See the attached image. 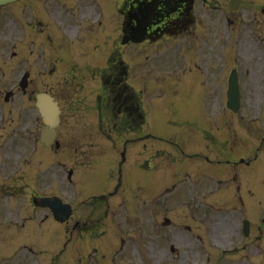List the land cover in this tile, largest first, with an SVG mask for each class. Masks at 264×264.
I'll return each mask as SVG.
<instances>
[{
    "label": "rangeland",
    "instance_id": "374dc122",
    "mask_svg": "<svg viewBox=\"0 0 264 264\" xmlns=\"http://www.w3.org/2000/svg\"><path fill=\"white\" fill-rule=\"evenodd\" d=\"M113 1L114 4L117 1L122 2V0H20L0 13L6 19L4 27L0 30L4 31L0 35V114L2 111L7 113L4 107L7 92L5 90L11 88L15 90V96L9 103L12 118L8 114L7 128L0 131V220L10 221L23 229V223L31 218L29 216L32 209L29 203L31 193L27 185L31 189L34 187L35 193L38 192L39 195L60 193L63 190L67 195L68 190L72 192V200L77 198L74 204L77 216H80L83 222H87L86 227L90 228L80 239L73 234L71 242L73 258L75 255L89 254L91 255L87 257L89 264H250L248 257H254L253 249L257 248L255 243H252L253 237L249 238L250 243L247 246L244 248L241 246L230 256L222 253L224 258H220L221 256L217 254L244 243L245 239L241 236L243 214L237 208L231 209L228 206L234 201L233 194L230 197L223 186L216 188L215 177L220 176L215 173L216 176L211 178L210 175H213L211 169L214 170V167L205 168L206 165L212 167L213 164L203 162L199 157H191L189 160L182 154L190 152L198 142V134L193 133L195 129L187 126L207 123L206 118L210 109V114L216 113V120L226 122L231 120L230 131L237 132L239 129L237 137H241L243 131L247 134L245 140L236 138L239 141L234 149L239 143L246 141L251 145V142H258L261 136H264L262 123L257 124L260 126L258 130L255 125L251 126V129L243 130V126L247 125L249 128L247 123L250 119L264 117V0H196V15L192 13L196 22L191 18L189 30L184 32L178 30L177 32L180 31L181 34L167 33L161 40L152 39L151 45L145 47L150 48L144 50L148 53L145 56L147 103L151 105L152 111L148 122L153 133L165 134L164 136L168 138L170 144L168 152L182 155L177 156L182 159L180 168H174L172 166L174 162H169L168 168L165 160L159 163L161 169L167 170V178L161 180V187L156 188L157 182H154L152 189L139 188V183L135 184L136 181L144 183L145 180L142 177L137 179L134 177L115 191L113 187L117 183L119 153L108 142L105 143L106 146L82 144L81 147L79 133L77 135L79 129H74L79 126H74L75 123L69 120L68 114L65 117L66 121L64 120L65 137H62V145L56 153L54 152V157L50 155L46 157V154H43L44 159H38L39 166L34 172L33 168H29L17 176V171L22 169L18 170L20 164L14 161V155L23 154L26 157L27 154L33 153L36 147L34 144L38 143L37 141L29 143L26 137L21 144H17V141L21 140L13 141L15 126L9 127L10 120L11 124H18L16 122L18 119L30 128L33 126V119L27 117L34 109L33 104L28 102L27 97L26 103L22 104L21 93L18 92L23 69L31 68L33 59L38 70L35 68L32 76L43 79L39 86L40 90H43L49 89L51 84H58L60 79L63 80L65 75L60 69L67 61L70 63L63 67L66 72H75L76 68L80 67L73 60L88 62L89 45L93 38L94 41L98 40L99 46L104 44L103 48H100L105 50L104 60L110 50H113L115 57L120 54L127 60H130V56L136 58V50L140 46L135 47V44L126 46L116 42L121 33L122 18L117 14L113 15L108 9L107 4ZM86 5H91L89 16L87 14L83 16ZM38 7H45L49 26L46 28L42 25L43 28L34 31L36 39L39 37L34 51L32 49L35 46L27 44L24 47L25 53H21L23 40H27L25 35L34 30L30 28L28 22L31 15H34V8ZM226 13L232 17L231 26L225 18ZM205 16L207 26L201 20ZM114 19H118L119 22L115 21L111 29L109 24ZM100 22L104 23V28H100ZM52 30L54 42L51 45L46 44L45 47L42 41L46 39L48 31ZM204 30H208V33L203 32ZM103 31L102 42L99 37ZM76 34L78 40L70 41ZM14 46H17L18 56L11 58ZM78 46L84 49H81L82 56L80 50L71 52ZM51 49H54L53 53H50ZM43 51L44 53L46 51V55ZM54 54L63 59L62 63L55 64L49 60ZM14 55L16 54L12 56ZM236 65L241 72L242 110L240 114L231 118L229 112L221 115L218 113H221L226 105L228 78L232 67ZM134 70L131 71L130 80L136 78ZM1 74H4L6 83ZM37 83L36 81L35 85ZM32 85L35 88L34 83ZM68 93L75 94L71 91ZM28 105L31 107L27 108ZM22 106L30 112L24 118L23 115H19L24 111ZM215 109L216 112H213ZM215 123L212 122L210 125L214 126ZM22 126L18 124L20 130L24 129ZM214 134L215 156L217 153L235 151L232 146L223 147V140L219 138V134L215 132ZM69 137H74V140H69ZM94 141L100 143L98 137ZM127 144L125 153L131 154L127 163L131 169L139 170L137 165L144 159V154L142 156V152L139 151L142 145L134 144V140ZM174 144L182 146L175 151L176 147L172 146ZM40 148L44 150L43 146ZM77 148L79 150H76ZM123 148L124 144L121 143L120 154ZM153 152H158V148ZM73 153L74 156L70 157ZM262 156L264 157V146ZM258 167L261 168L260 162L249 167L251 170L245 175L250 177L255 186V193L252 196L247 194L248 205L244 203L246 207H253L249 209L250 219L257 217V206H264V170L260 171ZM71 168L76 171L72 182L69 183L67 177ZM222 172L220 170L219 174ZM149 174L154 181L156 173L151 170ZM18 184L20 187L10 188L11 185ZM22 185L26 186L25 191L21 188ZM211 185L212 189H215L213 193L209 191ZM236 199L239 206L240 200ZM23 200L24 202L26 200L27 204L25 202L23 205L21 203ZM165 217L172 220L171 225H163ZM26 227L30 228L28 225ZM3 228L7 229L5 226ZM48 233V239L51 241L57 238L55 229H52L51 233L48 230ZM94 233V240H88ZM9 239L10 233L3 237L2 249L11 247ZM96 248L107 255L101 262L96 260L98 256L94 251ZM258 257L256 254V260L259 262H254L264 264V259L260 261ZM73 261H76V258Z\"/></svg>",
    "mask_w": 264,
    "mask_h": 264
},
{
    "label": "flooded vegetation",
    "instance_id": "af4514ba",
    "mask_svg": "<svg viewBox=\"0 0 264 264\" xmlns=\"http://www.w3.org/2000/svg\"><path fill=\"white\" fill-rule=\"evenodd\" d=\"M113 93L114 89H106L101 98V111L99 113L101 127L103 129L117 131L121 127L130 128L135 126L137 122L135 110L132 107L124 105L128 101V97L120 99L119 96L114 97ZM112 102H114L113 107H111ZM104 106L105 108H102ZM120 135V132H118L115 138L119 139L121 137Z\"/></svg>",
    "mask_w": 264,
    "mask_h": 264
},
{
    "label": "water",
    "instance_id": "95a60500",
    "mask_svg": "<svg viewBox=\"0 0 264 264\" xmlns=\"http://www.w3.org/2000/svg\"><path fill=\"white\" fill-rule=\"evenodd\" d=\"M239 100V92H238V84L236 78L231 80V91H230V104L235 105L238 104Z\"/></svg>",
    "mask_w": 264,
    "mask_h": 264
},
{
    "label": "bare ground",
    "instance_id": "6f19581e",
    "mask_svg": "<svg viewBox=\"0 0 264 264\" xmlns=\"http://www.w3.org/2000/svg\"><path fill=\"white\" fill-rule=\"evenodd\" d=\"M90 13V8L89 7H86L85 8V14H89ZM27 78V77H26Z\"/></svg>",
    "mask_w": 264,
    "mask_h": 264
}]
</instances>
